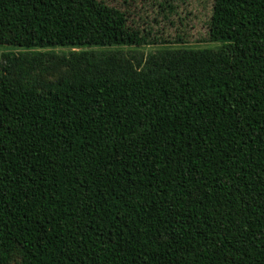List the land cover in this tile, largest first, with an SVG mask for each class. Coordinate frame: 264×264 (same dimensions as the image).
<instances>
[{
    "label": "trees",
    "instance_id": "trees-1",
    "mask_svg": "<svg viewBox=\"0 0 264 264\" xmlns=\"http://www.w3.org/2000/svg\"><path fill=\"white\" fill-rule=\"evenodd\" d=\"M233 4L199 49L108 0H0V264H264V0Z\"/></svg>",
    "mask_w": 264,
    "mask_h": 264
},
{
    "label": "rangeland",
    "instance_id": "rangeland-1",
    "mask_svg": "<svg viewBox=\"0 0 264 264\" xmlns=\"http://www.w3.org/2000/svg\"><path fill=\"white\" fill-rule=\"evenodd\" d=\"M111 4L127 7L131 13V19L140 27L145 26L158 41L167 40L173 42L181 37L188 47L199 49L217 46L206 42L211 29L227 27L235 22L236 8L234 0H221L220 6L217 0H108ZM168 6H172L170 13ZM123 7V8H124ZM161 45H151L141 48L135 46L115 47H91L93 52H124L142 55L144 59L156 53ZM177 46V45H174ZM215 47V48H214ZM61 56H68L69 48L57 47L48 49ZM8 52L19 53L21 49L9 47L7 38H0V62L1 56Z\"/></svg>",
    "mask_w": 264,
    "mask_h": 264
}]
</instances>
